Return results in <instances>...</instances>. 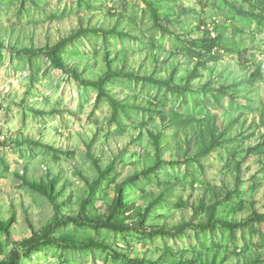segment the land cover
<instances>
[{
    "label": "rangeland",
    "instance_id": "374dc122",
    "mask_svg": "<svg viewBox=\"0 0 264 264\" xmlns=\"http://www.w3.org/2000/svg\"><path fill=\"white\" fill-rule=\"evenodd\" d=\"M208 28L224 39L211 54ZM0 44V264L65 218L52 238L112 251L45 245L21 264H264V0H0ZM71 71L108 75L107 97ZM119 186L126 224L145 209L150 226L206 223L220 200L214 218L241 226L169 237L71 220L106 216Z\"/></svg>",
    "mask_w": 264,
    "mask_h": 264
},
{
    "label": "trees",
    "instance_id": "16d2710c",
    "mask_svg": "<svg viewBox=\"0 0 264 264\" xmlns=\"http://www.w3.org/2000/svg\"><path fill=\"white\" fill-rule=\"evenodd\" d=\"M206 33H207L206 34L207 42H206L205 47L207 48V51H209L208 54H211L213 49L218 47L220 45V43L224 41V39L222 37L223 36L222 34L219 35L218 38H216L214 29L211 30L210 28H208V30H206ZM72 38H74V36L69 38V40ZM64 44H65V42L62 45H60V47L64 46ZM2 47H3V45L0 44V49ZM58 49H59V47H55L54 49L50 50L48 52V54L53 58L55 63H57L60 67H64L62 60L60 59V57L58 55ZM196 72H197V70H195V72L190 74V76L191 77L197 76ZM70 74L77 81H79L82 85L97 88L99 91V98L107 97L104 86L108 80V75H106L104 78H101L97 81H94V80H89L87 78L82 77V75L80 73H78L77 71H71ZM143 81L154 84V85H165L170 91L175 92V93L183 91V89L180 87H172V86H170L169 83H163V82L159 81L158 79L155 80L153 78H144ZM188 90H189V88H187V91ZM219 93L223 94L224 90L219 91ZM218 102H219V100L216 101L217 104H218ZM110 103H111L113 110L115 111V116H117L120 104H118L115 100H112V99H110ZM181 119H183V118H181ZM261 120H262V124L264 126V110L261 112ZM208 130L211 132V136L213 138L214 137L213 128H209ZM214 144L215 145L218 144V141L215 138L213 141H210V142H206L204 140L203 141L204 147L199 152V154H206L210 150L212 145H214ZM157 157H158L157 163H159L161 161L160 145L159 144H157ZM90 158L93 160L95 168L98 170V172H100V177L98 179V182H100L103 179V177L106 176V172L101 169L99 161L97 159H95L91 155V153H90ZM157 165H159V164H157ZM145 174H147V171H145L141 174H136L133 178L129 179L127 182H129V183L134 182V181L139 179L140 175H145ZM236 181L239 182V174H237ZM27 185L31 189L35 190L37 193L39 192V193H42L45 196H47L53 202V204L55 205L56 208L59 207L58 203H57V199L54 195L53 188L49 189V190L44 189L40 185L35 184V183L34 184L27 183ZM122 192H123L122 186H119L118 196L112 202V205L109 207V210H108V213L106 216L101 217V218H95V219L90 218L87 214L86 207L83 206L82 211L79 214V216L76 218L72 217L71 220L80 226L89 225L95 229L102 228V229H107V230L114 231V232L135 231L139 234H143V235H147V236L159 235V236H169V237H174V236L184 232L187 228H195V229H199V230L204 231V230H208V229H213V228H215L216 225H221V226H224L230 230H233V229L239 228L241 226L240 223L239 224L238 223H229L227 221L217 220L214 218V215H213L214 207L218 206L220 204V200L216 201L213 205V208L209 211V219H208V222H206V223L194 224L192 222H188V223H183V224L179 225L178 227H174L171 229H167L163 226H150V225H146L144 222L145 215L148 212V209H145L144 215L141 216L140 219H138L134 223L126 224L124 222L117 221L113 218L114 215L116 214V212L119 210V208L123 205V203L121 201ZM66 219L67 218L62 219L59 223L54 225V227H52L48 230H45L41 233H38L32 239H30V240L26 241L25 243H23L22 245H20V247L23 249V252H20L19 249H16L15 251H13V253H12L11 257L8 259V261H6L3 264H21L23 257L26 253H32V252L38 250L39 248H41L42 246H45V245L63 246L65 244H67L69 246L73 245V246H79L82 248L95 247V248L104 249L106 251H112L104 243L97 242L95 240H86V241H80V242L75 243L73 241H63V240H58V239L52 238L51 235L53 233V230L56 227H58L62 224H68L69 223V221ZM254 219L256 221H259V222H264V215H262L258 212H255L254 213ZM121 258H123V260H125L126 262L131 263V264H139L141 262L143 263V261L131 260V259H128L127 257H124V256H121ZM210 264H214V262H211Z\"/></svg>",
    "mask_w": 264,
    "mask_h": 264
},
{
    "label": "built area",
    "instance_id": "2783aa9c",
    "mask_svg": "<svg viewBox=\"0 0 264 264\" xmlns=\"http://www.w3.org/2000/svg\"><path fill=\"white\" fill-rule=\"evenodd\" d=\"M0 123H1V118H0ZM0 125H1V124H0ZM6 138H7V137H5V135H2L1 138H0L1 142H4V141L6 140Z\"/></svg>",
    "mask_w": 264,
    "mask_h": 264
}]
</instances>
